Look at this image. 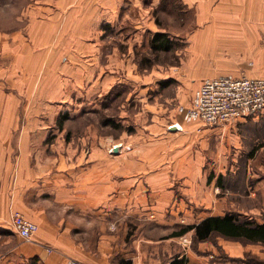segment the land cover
I'll list each match as a JSON object with an SVG mask.
<instances>
[{"label":"crops","instance_id":"obj_1","mask_svg":"<svg viewBox=\"0 0 264 264\" xmlns=\"http://www.w3.org/2000/svg\"><path fill=\"white\" fill-rule=\"evenodd\" d=\"M121 1L35 0L29 53L24 46L15 54L17 59L23 58L25 65H35L33 87L20 89L16 98L6 92L0 94V231L10 230L21 238L13 228V210L22 212L39 228L33 240L23 238L24 242L21 238L15 248L0 251V264H29L32 259L39 264H69L71 258L85 264H244L249 257L264 262L262 243L220 235L193 242L194 231L172 236L177 229L166 237H140L126 230L128 222L117 232L105 226L107 215L118 210L130 215L147 209L157 218L171 203L184 210V196L195 211L178 227L198 224L207 217L225 215L238 208L241 216L245 213L264 223L260 215H252L261 207L257 203L248 205L249 200L257 202L264 197V174H258L264 172V146L255 153L252 150L253 156L240 171L239 178L246 185L222 192L220 176L236 177V172L216 173L215 167L207 176L202 153L190 171L189 153L183 150L181 140L184 128L179 131L162 123L149 124V133L157 137L151 145L152 153L143 155L109 152L115 143L97 135L90 126L77 139H66L60 134L48 140L50 128L41 115L55 112L53 104L61 99L72 102L73 96L102 85L107 75L101 52L103 24H113L119 17ZM184 2L201 8L200 16L214 18L197 32L224 33L230 59L224 60L227 67L223 74L264 76V0H220L217 5H212V0ZM207 6L217 14L205 12ZM221 13L222 25H217L215 16ZM39 74L43 83L35 97ZM109 75L114 78L113 73ZM178 114L181 120L175 122L189 124L195 138L212 139L217 133V139L221 137L217 132L221 127L190 121L180 110ZM229 128L222 141H231L230 146L236 143L235 150L240 153L247 149L248 140L256 146L264 140V115L242 118ZM151 161L173 164L153 167ZM253 162H260L258 173ZM251 177L258 186L248 187ZM178 182L181 186L176 188ZM235 196L239 202L233 200ZM14 257L17 263L12 260Z\"/></svg>","mask_w":264,"mask_h":264},{"label":"rangeland","instance_id":"obj_2","mask_svg":"<svg viewBox=\"0 0 264 264\" xmlns=\"http://www.w3.org/2000/svg\"><path fill=\"white\" fill-rule=\"evenodd\" d=\"M184 1L170 0L164 5L162 0L121 1L119 17L112 21L113 24H103L104 39L101 52L104 63H107L105 64L107 75L102 85L98 86L97 90L89 89L81 95L73 96L72 102L61 99L53 104L55 112L41 115L50 128L47 130L48 140L56 139L60 134L66 139H77L90 126V130L96 131L97 135H102L115 143L108 150L111 153L115 152L117 146L120 149L117 152L125 154L152 153L151 145L157 136L150 134L147 126L155 122L171 128V125L177 123L176 119L181 120L178 114L179 106L190 105L193 98L189 101L190 97L194 96L204 78L226 73L224 71L227 64L224 60L230 59V51L225 50L222 31L208 34L197 32L214 18L200 16L199 12H203L201 8L186 4ZM219 3L220 0L211 2L212 5ZM210 8L212 7L207 6L204 11L217 14L218 11L209 10ZM222 16V13L215 16L217 25H222ZM33 23L35 0H0V94L6 92L11 94L12 98H16L20 89L30 90L33 87L31 75L35 74V65L31 63L25 65L23 58L17 59L15 55L24 46L29 53L27 45ZM160 30L167 31L173 40L174 47L171 51L154 52L151 48V37L154 32ZM248 35L246 32L245 36ZM112 73L114 78L108 76ZM41 75H38L35 82V97L40 93L39 89L43 83ZM262 115L252 118H260ZM229 126L217 131L221 134L219 139L216 136L218 133L209 139L207 136L195 138L196 135L190 130L189 124H184L182 132L184 137L181 138L182 145L185 146L183 150L189 153L190 171L194 168L193 164H197L196 157L202 153L207 176L215 167L216 173L236 172V177L220 176L219 183H222L220 184L222 187L224 184L222 192L229 189L238 190L240 186L246 185L243 179L240 180L239 174L241 169H245V163L249 162L248 158L255 153L251 154L256 146V143L250 144L251 140H248L247 149H242L238 153L239 149L235 150L236 143L230 146L231 141L223 142L222 136L230 129ZM237 126L239 127L238 124ZM172 162L151 161V166L156 167L160 164L170 166ZM258 164H254L257 173L261 170L258 169ZM258 174L263 175L264 172ZM215 178L217 183L218 177ZM193 181L196 183V180ZM180 186L178 182L176 188ZM256 186L258 182L251 177L248 187ZM177 195L178 198L181 197L180 191ZM183 200L184 210H178V206L171 203L163 209L162 215L158 218L148 213L147 209H140L136 214L130 215L123 210L114 211L113 214L107 215L105 226L107 230L117 232L123 230L128 222L129 227L127 226L126 230H129L130 234L140 237L142 235L166 237L179 228L182 220H189V215L195 211L190 199L184 196ZM233 200L239 202L238 196ZM250 201L249 206L257 203L261 207L252 215L264 218V197L261 201ZM240 211L242 210L238 208L232 212L241 216ZM244 216L251 217L242 213L243 218ZM123 217L126 219L122 220ZM21 238L10 230L0 231L1 253L15 248ZM21 240L24 241L23 238ZM12 260L17 263L15 257ZM18 261L22 262L21 258L18 257Z\"/></svg>","mask_w":264,"mask_h":264},{"label":"built area","instance_id":"obj_3","mask_svg":"<svg viewBox=\"0 0 264 264\" xmlns=\"http://www.w3.org/2000/svg\"><path fill=\"white\" fill-rule=\"evenodd\" d=\"M179 110L192 121L198 120L208 126L227 128L242 118L264 114V76H235L223 74L204 78L196 90L190 105H180ZM170 127L182 130L175 123ZM13 228L25 240L34 239L38 224L22 212L11 213ZM69 264H85L69 259Z\"/></svg>","mask_w":264,"mask_h":264},{"label":"trees","instance_id":"obj_4","mask_svg":"<svg viewBox=\"0 0 264 264\" xmlns=\"http://www.w3.org/2000/svg\"><path fill=\"white\" fill-rule=\"evenodd\" d=\"M163 5L170 0H162ZM174 42L167 31H156L151 37V48L154 52L171 51ZM264 146V140L260 142L253 152ZM221 181V180H220ZM222 185V183H220ZM194 231L193 242L204 241L220 235L229 239L241 240L247 243L264 244V223L256 222L251 218H243L237 213L230 212L225 215H213L205 218L198 224H185L179 226L172 236H181ZM29 264H39L37 259H32ZM244 264H264L255 257L244 260Z\"/></svg>","mask_w":264,"mask_h":264},{"label":"water","instance_id":"obj_5","mask_svg":"<svg viewBox=\"0 0 264 264\" xmlns=\"http://www.w3.org/2000/svg\"><path fill=\"white\" fill-rule=\"evenodd\" d=\"M118 149H119L118 147H115V151H118Z\"/></svg>","mask_w":264,"mask_h":264}]
</instances>
